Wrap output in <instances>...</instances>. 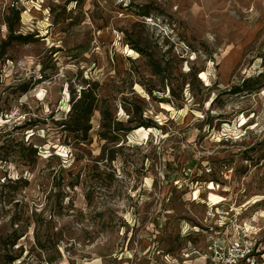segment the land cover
<instances>
[{
  "label": "rangeland",
  "instance_id": "rangeland-1",
  "mask_svg": "<svg viewBox=\"0 0 264 264\" xmlns=\"http://www.w3.org/2000/svg\"><path fill=\"white\" fill-rule=\"evenodd\" d=\"M244 235L264 264V0H0V264H206Z\"/></svg>",
  "mask_w": 264,
  "mask_h": 264
},
{
  "label": "built area",
  "instance_id": "built-area-1",
  "mask_svg": "<svg viewBox=\"0 0 264 264\" xmlns=\"http://www.w3.org/2000/svg\"><path fill=\"white\" fill-rule=\"evenodd\" d=\"M244 238L242 240H234L228 246H225V244L222 246L223 244H220V242L214 244L210 248L206 264H242L248 260L253 255L252 252L257 248L258 243L249 235Z\"/></svg>",
  "mask_w": 264,
  "mask_h": 264
},
{
  "label": "trees",
  "instance_id": "trees-1",
  "mask_svg": "<svg viewBox=\"0 0 264 264\" xmlns=\"http://www.w3.org/2000/svg\"><path fill=\"white\" fill-rule=\"evenodd\" d=\"M7 26H8V30L10 31V35L8 38V41H9L8 44L12 41L13 38H22V37H15L13 35L14 34V28H13V25L11 23H7ZM93 104H94V99L92 97H90V98L87 96L80 97L79 101L76 104V108H75V112H76L77 117H79L81 119H84V118L88 119V117H90L89 115L93 111ZM116 124H119V123L117 122ZM153 126L154 125L150 122H142V123H140V125H137L131 129H128V131L135 130L139 127L151 128ZM109 127L111 128V123H110ZM112 131L115 133V130H112ZM105 139H109V138L106 137Z\"/></svg>",
  "mask_w": 264,
  "mask_h": 264
},
{
  "label": "bare ground",
  "instance_id": "bare-ground-1",
  "mask_svg": "<svg viewBox=\"0 0 264 264\" xmlns=\"http://www.w3.org/2000/svg\"><path fill=\"white\" fill-rule=\"evenodd\" d=\"M231 62H232V60H231ZM228 63H229V62H228ZM231 66H232V65H231ZM225 70H226V69H225ZM201 77H202V78H205L206 80H208L205 72H201ZM141 131H145V130H143V129H139V130H137L138 133L141 132ZM208 189L211 190V191H216V187H215L214 184H210V186H209ZM199 193H200L199 190L195 192V198H197L198 195H200ZM210 202H211V201H210ZM214 205H218V204H214Z\"/></svg>",
  "mask_w": 264,
  "mask_h": 264
}]
</instances>
